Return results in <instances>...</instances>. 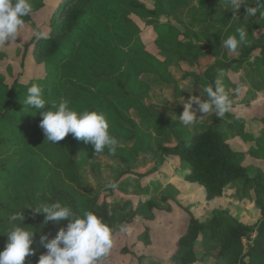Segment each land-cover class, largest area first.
Segmentation results:
<instances>
[{"label": "trees", "instance_id": "trees-1", "mask_svg": "<svg viewBox=\"0 0 264 264\" xmlns=\"http://www.w3.org/2000/svg\"><path fill=\"white\" fill-rule=\"evenodd\" d=\"M30 2L33 11L24 18L25 24L46 0ZM255 6L249 0L234 14L228 0H60L47 37L33 38L22 48L14 41L0 47V251L7 242L9 217L17 211L25 217L21 226L36 233L32 246L36 254L25 264H37L46 251L41 236L52 239L66 228L67 220L45 224L44 215L29 208L36 205L37 193L41 200L60 201L79 215L95 213L115 228L114 239L119 225H127L137 215L154 222L153 210L160 209L155 202L139 203L137 208L130 202L119 205L117 193L156 192L160 184L151 189L155 174L166 173L163 168L175 159L184 180L202 186L209 199L222 196L238 181L244 180L247 189L251 179L244 159L249 153L234 149L218 127L232 119L245 129L246 121L230 112L223 118L214 113L205 125L197 119L184 126L179 123L183 105L178 102L188 100L192 84L202 90L220 77L233 105L237 104L241 84L230 74L241 70L242 83L255 91L240 102L249 103L256 91L264 95V18L259 12L245 17L246 7ZM145 27L154 36L149 41L141 34ZM241 27L247 32L246 43L238 55L230 54L222 48V39ZM257 30L261 36L255 35ZM15 56H20V72L10 77ZM173 66L181 71L180 82ZM33 83L43 88L48 102L43 109L23 105ZM157 91L172 94L179 108L158 105ZM61 100L77 111L105 113L109 132L118 141L115 154L108 148L94 153L92 145L72 134L55 144L45 141L39 127L41 114ZM252 122L264 133V117ZM149 164L155 168L148 173L150 184L143 187L144 175L134 171ZM256 179L255 202L262 218L255 227L227 212L202 223L185 208L189 221L168 262L195 264L203 239L215 264H264V174ZM134 234L135 240L122 250L125 256L134 257L136 264H166L159 256L139 255L131 249L139 242L155 244L148 228ZM99 264L115 263L108 254Z\"/></svg>", "mask_w": 264, "mask_h": 264}, {"label": "clouds", "instance_id": "clouds-1", "mask_svg": "<svg viewBox=\"0 0 264 264\" xmlns=\"http://www.w3.org/2000/svg\"><path fill=\"white\" fill-rule=\"evenodd\" d=\"M232 12L238 13L249 0H228ZM255 7H246V16H256L259 12L264 18V0H253ZM33 11L30 0H0V47L16 41L21 29L25 26L24 18ZM39 38L40 33L34 30ZM247 32L241 27L235 34L222 39V48L228 53L238 55L239 48L246 43ZM223 74H221L222 76ZM48 102L43 95V88L33 83L27 89V96L23 105L29 109H43ZM183 112L179 116V123L189 126L197 121L196 112L203 114L214 112L217 118H223L233 107V101L224 86L222 78L218 77L212 84L200 90V95H192L183 101ZM194 105L198 108H194ZM39 127L42 129L47 142L55 144L69 134L83 140L94 148V153H102L108 148L115 154L117 139L109 132V122L103 112L77 111L69 107V102L61 100L53 102L48 110L41 114ZM175 116V115H174ZM115 188L116 185L112 184ZM36 205L29 207L35 215L43 214L44 223H57L67 220L66 228H61L56 236L49 239L41 236L40 243L46 251L39 255L37 264H99L101 258L106 257L113 248V233L115 228L104 222L91 211L83 215L77 214L72 207L58 202H46L36 194ZM24 215L17 211L9 217L10 228L7 231V242L0 251V264H25L26 258L36 254L33 248L35 231L29 227H22ZM121 233L130 231V227L119 225ZM47 241V242H46Z\"/></svg>", "mask_w": 264, "mask_h": 264}, {"label": "rangeland", "instance_id": "rangeland-1", "mask_svg": "<svg viewBox=\"0 0 264 264\" xmlns=\"http://www.w3.org/2000/svg\"><path fill=\"white\" fill-rule=\"evenodd\" d=\"M60 0H46L43 9L38 10L32 14L31 20L25 24L24 28L20 30L18 38L14 41L17 47L23 46L31 39L37 38L34 35V30L38 31L40 37H47L50 29V19L52 13ZM144 27V26H143ZM144 41L151 40L154 36L149 27L142 30ZM255 35L261 36V30H257ZM154 47V45H153ZM155 48V47H154ZM158 51L157 48L154 49ZM159 53V52H158ZM20 56H15L14 72L9 71V76L12 73L20 72L18 65ZM172 73L178 81H181L180 70L177 67H172ZM238 80V75H231ZM11 77V76H10ZM26 78V76H25ZM247 92V86L241 85L238 90L239 101ZM163 97L171 104V94L169 92H161ZM248 104L238 103L235 105L233 111L236 117L243 118L246 121V128L239 129L235 122L226 124H219L218 127L226 135L229 144L237 150H242L249 153L245 156V165H249L248 176L251 183L248 184L246 189L244 180L238 181L224 192L220 197L213 199L207 198L206 192L199 184L189 183L184 180L182 176V168L177 164V159L170 161L166 164L163 174H155L157 181L151 187L152 190L156 189V185L160 184L159 189L154 193H144L132 190L131 192L117 193V200L119 205H124L130 202L134 208L138 204H145L146 202H155L160 209L153 210V215L156 216L154 222L146 220L140 215L135 216L133 221L128 223L130 231L121 233L118 231L114 236V244L109 256L113 259L115 264H136L137 261L134 257L125 256L122 250L127 244H131L135 240L134 232L140 230L145 232L149 229L150 239L155 241L151 247L145 246L144 243L139 242L133 249L139 255H156L166 261V264H171L168 261L171 259L173 247L176 239L186 229L189 216L185 208L191 209L194 216L202 223H206L213 215L220 212H227L229 215L236 217L246 225L255 227L258 221L262 218L261 208L255 202V188L258 185L256 177L264 174V133L262 126L254 124L252 119H261L264 117V99L260 95L252 98ZM199 115L197 114V117ZM210 120L205 121V123ZM253 151L254 154H251ZM155 168L154 164L147 166H140L134 171L137 174H143L144 178L141 182L143 187L150 184L151 176L149 171ZM255 237V234L252 238ZM246 247L248 240H244ZM197 255L199 256L198 262L195 264H215L213 255L208 251L203 239L198 243Z\"/></svg>", "mask_w": 264, "mask_h": 264}, {"label": "crops", "instance_id": "crops-1", "mask_svg": "<svg viewBox=\"0 0 264 264\" xmlns=\"http://www.w3.org/2000/svg\"><path fill=\"white\" fill-rule=\"evenodd\" d=\"M188 70H192L191 68L190 69H188ZM194 70V69H193ZM233 74H235V76H239L238 77V80H236L234 77H232L231 76V78H232V80H234L235 82H238V83H240L241 85H246L247 86V92L245 93V95H243L242 96V98L238 101V100H236V101H238V103H242V102H240V101H242L243 99H244V97L245 96H248L249 94H250V92H251V94H250V96H253L252 95V91H255V89H253V88H251V86L249 85V84H245V83H242L243 81H242V78H244V74H245V72H244V70H241V71H238L237 73H232V74H230V75H233ZM240 85V86H241ZM190 87V89L188 90V92H187V99H189V97L190 96H192V95H196V96H199L200 95V90H201V88L200 87H198L197 85H195V84H192L191 86H189ZM240 88V87H239ZM165 92H167V91H165ZM172 95V94H171ZM237 95L239 96V94L237 93ZM258 95H260L261 97H263V99H264V95L263 94H261V92H259V91H256V97L258 96ZM157 96H158V99H159V103H157L158 105H165V106H167V107H170V108H173L174 110L175 109H178L179 108V105L178 104H176L175 102L176 101H174V99H173V97L171 96V99H169V100H171V104H169V101L166 99V95L163 97V95H162V93L159 91H157ZM238 96H235V99H237L238 98ZM252 98H254V97H251V102L253 101L252 100ZM181 100V99H180ZM182 101H185V98H182ZM187 101V100H186ZM154 102V101H153ZM155 103V102H154ZM164 103H166V104H164ZM180 105L183 103V102H178ZM237 103V104H238ZM156 104V103H155ZM237 104H234L233 105V107H232V110L230 111V113H231V115H233V116H235L234 115V113H233V111H234V109H235V105H237ZM243 104H248V103H243ZM183 105V104H182ZM199 115L198 117H197V119H199L197 122L199 123V125H205V124H207V123H205V121H207V120H210V119H212L213 118V116H214V112H209L208 114H206L205 116H204V118H202L201 117V115L203 116V114L201 113V112H196V115ZM235 118H240V117H236L235 116ZM224 122V124H226V123H230V122H233V120L232 119H230V120H225V121H223ZM210 124V123H209Z\"/></svg>", "mask_w": 264, "mask_h": 264}]
</instances>
